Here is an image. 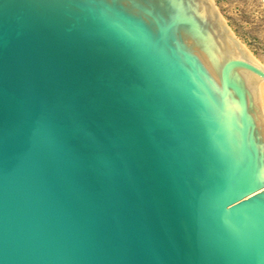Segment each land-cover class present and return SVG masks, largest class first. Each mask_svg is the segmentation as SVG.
Wrapping results in <instances>:
<instances>
[{
    "label": "water",
    "instance_id": "water-1",
    "mask_svg": "<svg viewBox=\"0 0 264 264\" xmlns=\"http://www.w3.org/2000/svg\"><path fill=\"white\" fill-rule=\"evenodd\" d=\"M241 45L211 0H0V264H264Z\"/></svg>",
    "mask_w": 264,
    "mask_h": 264
},
{
    "label": "rangeland",
    "instance_id": "rangeland-1",
    "mask_svg": "<svg viewBox=\"0 0 264 264\" xmlns=\"http://www.w3.org/2000/svg\"><path fill=\"white\" fill-rule=\"evenodd\" d=\"M211 1L233 38L264 67V0Z\"/></svg>",
    "mask_w": 264,
    "mask_h": 264
},
{
    "label": "bare ground",
    "instance_id": "bare-ground-1",
    "mask_svg": "<svg viewBox=\"0 0 264 264\" xmlns=\"http://www.w3.org/2000/svg\"><path fill=\"white\" fill-rule=\"evenodd\" d=\"M241 47H242V49H243V51H244L245 56L247 57V59H249L255 65H257V66L261 67L262 69H264V67L260 64V61L258 59H256L252 55L251 51H249L248 49H246L245 47H243V45H241ZM263 58H264V56H263ZM250 81H254V80H250ZM257 81H258V84H257V101H258V103L260 105V109H261V113H262V118H263V122H264V81H262V80H257Z\"/></svg>",
    "mask_w": 264,
    "mask_h": 264
}]
</instances>
